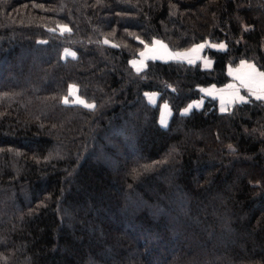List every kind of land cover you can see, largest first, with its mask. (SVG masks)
I'll return each mask as SVG.
<instances>
[{"label": "trees", "instance_id": "obj_1", "mask_svg": "<svg viewBox=\"0 0 264 264\" xmlns=\"http://www.w3.org/2000/svg\"><path fill=\"white\" fill-rule=\"evenodd\" d=\"M241 60L264 0H0V264H264V99L202 93Z\"/></svg>", "mask_w": 264, "mask_h": 264}, {"label": "rangeland", "instance_id": "obj_2", "mask_svg": "<svg viewBox=\"0 0 264 264\" xmlns=\"http://www.w3.org/2000/svg\"><path fill=\"white\" fill-rule=\"evenodd\" d=\"M156 42H160V43H154V45H153V42L151 43V44H146L145 45V50L144 51H141V52H143L144 53V56H141L140 54H141V52L139 53V56L136 58V59H133L132 60V64H133V66H134V68L135 69H137V70H139L140 69V67L138 66V63H140V64H142V63H144L147 59H149V58H153L154 56L156 57V58H153V60H184V59H187V61H188V58H186V57H182V58H180V59H171V58H169V55L168 54H174V53H177V52H179V53H187L188 54V56H189V54H194V52H196V51H192L193 50V48L195 47H191V48H188V49H186V50H181V51H175V50H171L170 48H168L165 44H163V42H161V41H156ZM156 44H160L163 48H164V50L166 51V53L165 54H163V53H160L159 51H158V49H157V47H156ZM199 45V44H198ZM153 48H156V49H153ZM161 50V49H160ZM66 54H70V52H68V50L66 51ZM198 59V58H197ZM196 60V59H195ZM195 60H193V61H195ZM202 60H203V64H208V62L210 63V61H206V59L205 58H203V56H202ZM243 61H245L246 63H245V65L242 67L241 66V61L240 62H238L235 66H232L231 68V74H234L233 72H236L235 70H238V69H240V71L241 72H243V70H247V68H246V66L247 65H255L254 63H252L251 61H247V60H243ZM192 63H194V62H192ZM240 64V65H239ZM210 65V64H209ZM209 65H207L208 67H209ZM238 66V67H237ZM206 67V66H205ZM236 67V68H235ZM246 68V69H245ZM262 72V71H261ZM230 82H232L231 83V85L234 87V85H237V88H239V91H244V92H246L247 93V91H245L244 89L243 90H240L241 89V86H242V84L241 83H239V82H237L236 81V79H232L231 77H230V81L228 82V83H230ZM228 83H226L225 85H223V86H220V87H217V88H224V87H226L227 86V84ZM245 86V85H244ZM216 87V86H215ZM232 87V88H233ZM229 93H231L232 95H236V92H234V91H232V90H229L228 91ZM222 97V96H221ZM220 97V98H221ZM213 98V97H212ZM219 98V99H220ZM258 98V97H257ZM217 99V98H216ZM219 99L217 100V101H219ZM231 98H228V99H223V98H221L220 99V105H219V110L220 111H223V110H225L226 108H225V104L227 103V102H229V101H227V100H230ZM64 101L65 102H76V103H81L82 104V102H83V100L82 99H80L77 95H76V89L74 88V87H71L70 88V90H69V96H68V98H67V100L66 99H64ZM200 100L199 99H197V100H194V101H192L191 103H189L186 107H185V109H183V113H185V112H189L190 110H192V109H195V107L197 108V107H199L200 106ZM84 103V102H83ZM169 115H170V110H169V107H168V105H167V103H165V102H163V103H161L160 104V120H159V124L161 125V126H163V127H165L166 125H167V121H168V119H169ZM166 119V120H165Z\"/></svg>", "mask_w": 264, "mask_h": 264}, {"label": "crops", "instance_id": "obj_3", "mask_svg": "<svg viewBox=\"0 0 264 264\" xmlns=\"http://www.w3.org/2000/svg\"><path fill=\"white\" fill-rule=\"evenodd\" d=\"M156 41H158V40H154L153 41V45H154V43H157ZM160 41V40H159ZM164 44V43H163ZM201 44H205L206 46H208V44H206V43H201ZM198 45V44H197ZM194 46H196V45H194ZM194 46H192V47H194ZM219 45H217V49H220V50H223L224 48H219L218 47ZM156 47H157V49H158V51L160 52V53H163V54H165L166 53V51L164 50V48L160 45V44H156ZM153 49H156V48H153ZM161 49V50H160ZM204 49H205V47L203 48V49H197L196 50V52H194V54L192 53V54H189V56L188 57H190L192 60H195V61H193V62H196V61H199V60H201L202 59V54H203V51H204ZM145 50V47L143 48V50L142 51H144ZM187 58V57H186ZM198 58V59H197ZM136 59V58H135ZM147 60H153V58L151 59V58H149V59H147ZM146 60V61H147ZM146 61L144 62V63H142V64H140V63H138V66L140 67V69L139 70H137V69H135L134 68V66H133V64H132V61H131V64H132V66H133V68L136 70V71H140V70H142L144 67H145V63H146ZM163 61H169V60H163ZM181 61H185V62H188L187 61V59H184V60H181ZM206 61H208V60H206ZM210 63L208 62V64H204L206 67H208L207 65H209ZM240 65V64H239ZM255 66V65H254ZM238 67V66H237ZM236 68V67H235ZM246 68H247V70H243V72H241V71H237V70H235L236 72H233L234 74H231L230 72H231V69L232 68H229V71H228V73H229V76L234 80V79H236V81L237 82H239V83H241V81H240V79H239V77L243 74V73H245V72H249V71H255L256 73H261V71L255 66V68H254V70L253 69H249L248 68V65L246 66ZM245 68V69H246ZM260 77L257 75V77H256V80H257V82L256 83H254L251 87H248V86H244V85H242L241 86V89L240 90H245V91H247V94H250V95H253L254 97H259V98H261V99H264V87H262L261 85H260V83H259V81H260ZM232 82H230V83H228L227 84V86L228 85H230ZM224 87V88H217V87H215V86H209V87H207V88H204V89H202V93L204 94V95H206V96H211V97H213V98H217V100L221 97V98H223V99H228V98H231L230 100H227V101H229V102H227L226 104H225V110H227L230 106H232L236 101H238L239 99H241V94H240V91H239V88H237V85H234V87L233 88H228V87ZM229 90H232V91H234V92H236V95H232L231 93H229L228 91ZM146 95V98H147V100H148V102L150 103V104H156L157 102H158V94L157 93H155V92H148V93H146L145 94ZM220 98V99H221ZM220 99H219V101H217V105H218V108H219V105H220ZM199 100L201 101L200 102V106L199 107H195V109H199V108H201L202 106H203V104H204V99L201 97V98H199ZM163 103V102H162ZM166 103V102H165ZM191 103V102H190ZM161 104V103H160ZM168 105V104H167ZM169 107V106H168ZM183 109H185V108H183ZM183 109H182V111H183ZM170 110V109H169ZM225 110H223V111H225ZM181 111V113H183ZM191 111V110H190ZM187 112H185V113H183V114H186ZM170 116H171V111H170V115H169V119H170ZM169 119H168V121H169ZM159 120H160V112H159ZM166 120V119H165ZM168 121H167V124H168Z\"/></svg>", "mask_w": 264, "mask_h": 264}, {"label": "snow or ice", "instance_id": "obj_4", "mask_svg": "<svg viewBox=\"0 0 264 264\" xmlns=\"http://www.w3.org/2000/svg\"><path fill=\"white\" fill-rule=\"evenodd\" d=\"M105 43H107V41H105ZM157 43H160V42H157ZM204 47H206L205 44H199V45H196V46L193 48L192 51H196L197 49H203ZM213 47H217V46H213ZM218 47H219V48H224L225 45L221 44V45H219ZM140 55H141V56H144V53L141 52ZM168 55H169V58H171V59H180V58H182V57H187V58H188V63L191 64V63L193 62V60H192L190 57H188V54H187V53H179V52H177V53H174V54H168ZM153 58H156V57L154 56ZM240 63H241V66L243 67V66L245 65L246 62L243 61V60H241ZM248 68L254 70L255 66H254V65H248ZM237 71H240V69H238ZM257 75L261 78L260 81H259L260 85H261L262 87H264V72H261V73H256L255 71L245 72V73H243V74L239 77V79H240L242 85H245V86L251 87L254 83L257 82V80H256ZM227 87H228V88H232L233 86L230 84V85H228ZM258 98H259V97H258ZM65 99L67 100V98H65ZM242 99H243V98L241 97V100H242ZM90 107H92V106H90Z\"/></svg>", "mask_w": 264, "mask_h": 264}]
</instances>
